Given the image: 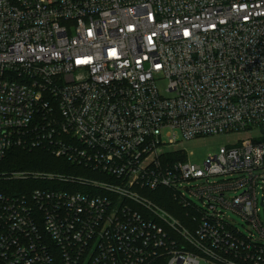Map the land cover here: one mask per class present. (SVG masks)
<instances>
[{
	"label": "built area",
	"instance_id": "obj_1",
	"mask_svg": "<svg viewBox=\"0 0 264 264\" xmlns=\"http://www.w3.org/2000/svg\"><path fill=\"white\" fill-rule=\"evenodd\" d=\"M15 149L62 164L0 173L41 184L0 191L2 264H264V0H0V163Z\"/></svg>",
	"mask_w": 264,
	"mask_h": 264
},
{
	"label": "rangeland",
	"instance_id": "obj_2",
	"mask_svg": "<svg viewBox=\"0 0 264 264\" xmlns=\"http://www.w3.org/2000/svg\"><path fill=\"white\" fill-rule=\"evenodd\" d=\"M159 87L161 89L165 88V82H160ZM247 138H258V134L255 132H247V133H225L218 134L212 136H204L199 137L197 139H193L190 141L181 142L180 148L184 150L187 155H191L190 159L194 163L201 164L209 155L217 153L223 147H231L237 142L241 140H245ZM62 162H58L57 165H61ZM7 171L0 170V173H4ZM221 179V178H220ZM219 179V180H220ZM25 186H20L17 183H4L0 182V190L6 189H25V190H33L39 188V186H33L27 188L29 183L24 184ZM194 204L200 205V203L191 199ZM226 217L229 219V222L232 224L234 228H236L243 235L247 236L249 233V226L242 220L241 217L231 213L226 212ZM261 218H264V208H261ZM162 264V263H157Z\"/></svg>",
	"mask_w": 264,
	"mask_h": 264
},
{
	"label": "trees",
	"instance_id": "obj_3",
	"mask_svg": "<svg viewBox=\"0 0 264 264\" xmlns=\"http://www.w3.org/2000/svg\"><path fill=\"white\" fill-rule=\"evenodd\" d=\"M61 160H57L51 155H49L44 150H34L31 152H26L22 150H12L11 153L8 154L7 158L0 163V170L4 171H44V172H56L58 170L57 165ZM2 183V182H1ZM7 183H17L20 186H25L27 183L18 182H7ZM28 186H41L39 183H30ZM64 187H62L63 189ZM2 191V189L0 190ZM157 196L162 197H154L153 195H149L159 206L171 212L178 218H183L182 212L183 210L177 205V203L169 196V193L166 190H159L155 193ZM0 264H2L0 262Z\"/></svg>",
	"mask_w": 264,
	"mask_h": 264
}]
</instances>
